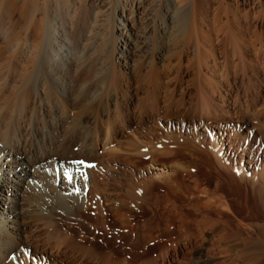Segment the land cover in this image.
I'll list each match as a JSON object with an SVG mask.
<instances>
[{
    "label": "bare ground",
    "instance_id": "bare-ground-1",
    "mask_svg": "<svg viewBox=\"0 0 264 264\" xmlns=\"http://www.w3.org/2000/svg\"><path fill=\"white\" fill-rule=\"evenodd\" d=\"M78 1L81 2L80 0H0V45H4L0 47V58L4 56L6 58L7 55L4 54L8 53L9 55L11 47L15 54V62L13 65L10 64L12 62L9 63L10 73L9 70H6L9 74L7 73L6 77L2 78L1 75L6 68H3V72L0 71V264H26L25 255L27 254L39 255L38 259L43 260L41 264L56 260L54 258L56 256L53 257L51 253L31 245L25 213H34V211L22 207L20 202L27 192L41 183V180L37 179L34 174L38 173L37 165L41 163L42 159L29 158L19 147L11 145L7 132L9 129L16 131L19 128L24 114L20 108L23 101L31 100L34 104L41 96L47 94L50 87L54 88L55 83V86L58 85V89L64 87L59 85L62 66L58 61L59 58L57 59V52L55 53L53 50L55 46L58 47V51L62 50L58 42L67 43V46H70L68 48L72 47L74 56L71 58V62L75 64L80 59L81 65H85L80 81L76 80L79 85L77 84L75 104L81 107L80 110L83 109L85 103L89 102L99 108L104 95L108 100H125L128 93L131 92L133 84H136L134 85L135 90L142 88L146 91V98H142V101L136 103L137 106L133 110L124 109L121 107L123 104H116L118 107L115 110L117 120L112 123H110L109 114L107 120L102 122L103 119L101 120L97 111L93 110L94 114L89 115V119L92 124L94 123V129L98 135L105 134L106 127L110 124L114 131L112 132L113 136L124 132L123 122L129 123L131 116L136 117V126L139 128L145 126L143 120L152 121L158 116L160 117L161 114L163 117L176 119L177 122L174 123L176 126H172V133L182 125V119L190 117L192 113L196 115V112L200 111L199 108L202 109L201 111H205V116L207 115L211 120H225L232 116L225 109L229 107L231 98L232 103L229 105L234 110L232 117H240L244 114L243 105H251L249 102L257 97V83L262 81L258 79L260 76H264V0H216L224 11L225 23L222 27L218 26V31H216L218 33L220 27L222 35L219 37L215 32L217 37L214 36L213 39H211L213 33L210 34L209 30L205 32L204 27L198 22L199 19H196L200 18L196 10L198 5L196 0L193 3L191 0V4L187 3L191 6L184 4L186 6L181 7L179 4L182 0L180 2L178 0H90L92 2L90 10L87 11L81 5V12H78L75 7ZM216 1L214 2L216 3ZM217 10V14H212L218 15L219 9ZM69 14L76 15L77 22H79L76 36L72 42L67 41L64 33L58 34ZM216 17L214 16V20ZM145 20L151 21V23L147 22L149 25L142 27ZM220 21L217 22L220 23ZM215 28L214 30H217V27ZM214 30L212 29L213 32ZM60 37H63L64 40L60 39L59 41ZM18 45H21L20 49L17 48ZM225 46L226 48L231 46L234 58L236 57L235 61L229 62L227 56L230 53L228 50L230 48L226 49ZM151 47H153L152 55ZM138 51L143 54L142 58H145L142 59V62L139 59H137L139 62L134 60ZM52 53L57 55L53 57ZM68 54L69 57L72 55L70 52ZM5 58H2L3 62L6 60ZM149 60L152 62L150 63ZM184 60L185 64H183ZM3 62L0 61V67ZM143 65L146 66L145 68L148 67L146 73L141 72ZM232 65L236 68H233L234 71L232 70L234 77L230 76L229 72ZM75 66L77 67V65ZM113 67L117 70L120 68L123 74H118L113 70ZM182 67L187 72L193 71L195 74L189 81L188 88L190 87L195 92V100H198L197 97L201 99H199V103L202 106L200 104L199 106L202 108L197 107L199 111L193 112V104L186 110L183 98L174 100L176 91L182 86ZM217 71L222 73V75L220 73L218 75L222 76L221 80L217 81L218 83L208 80L204 76L206 74L213 76ZM88 75L92 76L86 80L84 77H88ZM238 76L241 78L242 85L240 86L235 82V78L237 80ZM253 79L254 81H252ZM263 83L262 87H264ZM242 99L243 101L245 99V104L242 103ZM214 100L219 104L214 103ZM116 101H113L114 105ZM159 103L163 106L159 107ZM13 111H17V114L14 115ZM64 112L55 114L60 124L68 119L67 112ZM254 114L256 113L254 112ZM253 116L255 117V115ZM80 117L76 123L79 134L84 128L83 118ZM209 118L206 119L209 120ZM103 131L105 132L103 133ZM177 139L179 136L175 134L166 138L168 142H175L179 145ZM175 143L173 144L175 145ZM87 148L89 147L83 145L80 151L85 158L91 152ZM143 148L139 144H135L131 149H128L129 152L121 155L125 156L126 162L130 163L131 168L137 173L143 171L148 161L151 163L159 161L153 158L149 160L148 157L149 155L152 157L153 152L156 155V149L152 148L149 152H145L142 150ZM160 152L158 153L160 158L163 155L169 156H164V160H169L173 155L170 152ZM213 155L216 158L213 163H219L218 161L222 160V156L219 158V151L213 149ZM76 170L77 172H73L72 175L61 172L62 177H56L53 181L54 193L51 195L52 197L47 198V195L45 197L47 205H52L51 209L38 212L46 220V226L49 227L52 234H57L53 223L55 213L69 215L70 210L74 207L81 212L87 204V194L93 192L95 197L91 203L92 207L100 215L103 214L101 216H114L120 222L118 234L122 242L107 244V247L106 243H103L105 246L103 248H107L106 250L110 252L107 253L109 255L121 256L122 264H131L130 257L132 256L154 251L162 255L161 264H164L162 260L170 251L181 252L184 256L193 253L197 257L194 256L195 258H191V260L182 258V263L202 264L199 260L202 250L212 251V253L215 249L217 251L222 249L220 252L228 251L230 248L233 250L234 248L231 246L233 244L230 245L231 247H222V244H219L227 237L232 236L231 238H233L235 233V236H238L239 232L244 234L239 237L243 244H248L244 249L264 251V228L260 227L254 233L238 226V224L233 225L234 222L229 216L230 212L234 214L235 212L229 206L230 204L228 205L223 197L216 195L215 199H211L208 196V190H199L200 184H195L191 191L187 189L188 191L185 190L182 193L181 190H177V184L174 186L175 183L163 182V178V180L159 178L162 180L160 182L149 176L147 179L140 178L139 183L132 179L133 181H130L132 183H129L127 187L122 188L120 184L119 189H126L124 200L116 203H110L109 199L106 201L111 204L109 209V206H104L100 200L101 182L96 173L83 164H79ZM184 173H177L175 177L177 182L179 180L184 184L186 181ZM237 185L241 186L238 182ZM89 186L91 191L88 192ZM244 192L247 201L245 202L247 205H245V211H250L251 207L248 206L250 203L254 207L250 213L251 217H260L262 208L260 209L256 203L254 204L255 201L253 202L251 195ZM92 207L88 206V210ZM98 212L97 214H99ZM214 238L218 242L215 244L216 248H214V244H211V242L214 243ZM237 249L235 248L234 251ZM43 255H50L53 259L49 256L46 259ZM105 258L108 259V257ZM93 260L95 259L93 258ZM109 260L113 261L112 258H109L108 262Z\"/></svg>",
    "mask_w": 264,
    "mask_h": 264
},
{
    "label": "rangeland",
    "instance_id": "rangeland-1",
    "mask_svg": "<svg viewBox=\"0 0 264 264\" xmlns=\"http://www.w3.org/2000/svg\"><path fill=\"white\" fill-rule=\"evenodd\" d=\"M80 1L82 3L78 1L75 6L78 9L77 11L78 12L82 11L81 5L83 6L84 9L86 8L87 11H89L92 6L91 5L92 2L90 0H85V2L84 0H80ZM180 1L181 0H178V2ZM183 1L184 0H182V2L179 4L180 7L183 6L184 4H186L187 6H191L189 5L191 4L190 2L191 0H185L184 2ZM194 1L195 0H193L192 3ZM196 1L198 3L196 10L197 13L200 15L199 17L201 18V19L196 18L199 19L198 20L199 24H201V26L204 27L205 32L209 30L208 32H210V34L213 33L212 34L213 37L211 36V39L215 38L214 36L216 35L220 37V35H222L220 34L221 33L220 27H222L225 23L224 15H223L224 11L222 7H219L216 0H210V1L201 0L199 2L198 0ZM214 1H216V3ZM216 8L219 9L218 15H213V14H217ZM207 16L209 18H212L211 19L212 21ZM214 16L215 17L217 16L218 18L216 17V19L214 20ZM68 17L65 19L61 29L59 28L60 30L58 31V34L64 33L65 37L68 39L67 41L72 42L74 41V37L76 36L79 27L78 25L79 22H77L76 15L69 14ZM216 20L218 22L220 20L221 21L220 23H218ZM144 22H143L144 24L141 25L142 27H147L151 23V21L148 20L147 21L145 20ZM212 22L213 24H211ZM218 26H220L219 27L220 31L217 33L216 31H218ZM215 27H217V30H214L216 29ZM212 29L214 30V32L212 31ZM60 39H63V37H60L59 41ZM55 41L58 42V40ZM58 43L60 47H62V50L60 49V51H58V47L55 46L53 50L55 53L57 52L58 55L55 53H52V55L53 57L57 55V59L59 58L58 61L62 66V73L59 75V81H60L59 85L64 87L62 88L60 87V89H58L57 88L58 85L55 86L56 84L55 83L54 88L50 87V89L47 90L48 91L47 94L41 96L39 100H36L34 102V104L33 102H31V100L23 101L21 103L22 107L20 106V108L22 110V114L23 113L24 114L22 115L23 120L19 125V128L16 131L9 129V131L7 132L8 141L12 143L11 145H15L19 147L23 151V153L29 158L35 159L37 157L38 159L39 158L42 159L41 163L37 165L38 173L34 174V176L37 177V179L41 180V183L37 185V187L32 189L34 191L30 190L29 192H27L23 196L22 201L20 200V197H18V200H20L22 207L34 211V213L33 212L25 213L26 216L25 220H26V225L28 227L27 228L28 236L30 238L29 240L31 242V245L34 248L51 253L53 257L56 256L54 257L56 260H54L53 257L52 258L50 257V255L47 256L43 255L44 258L46 259L48 256L51 259H53L52 262L49 261L47 264H101V263L104 264L105 261L108 262L109 258L113 259L112 262H110L109 260L108 262L109 264H122L121 256L112 255V254L109 255L107 253L110 252L106 250L107 248H103L105 247L103 243H106V247H107L108 246L107 244L109 245L112 243L120 244L122 242L118 234L119 232L118 225L120 222H118L114 216H107V215L101 216L103 214L100 215V213L92 207L91 203L93 202L92 200L95 197L93 192L87 194L86 196L87 204L84 206V209H82L81 212L74 207V209L70 210L69 215L60 212L55 213V218H53L54 219L53 223H54V228L57 231L56 235L55 233L53 234L51 233L52 231L48 229L49 228L48 226H46L47 224L46 220H44L39 215V213L51 209L50 207L52 205L50 206L47 205V199L45 197L47 196H48L47 198L52 197L51 195H53L54 193L53 181H55L56 177L61 178L62 177L61 172L70 175H72L73 172L76 173L77 172L76 169L79 164H83L89 167V169H92L96 173L98 180H100L101 182L99 187L100 200L102 203H104L103 204L104 206L106 207L109 206V209L111 205L109 204V202L116 203L118 201L124 200L123 198L126 189H119L120 184L123 188L125 186L127 187L129 183H132L130 182L132 179H135L136 180L135 182L139 183L140 178L147 179L149 176L150 177L152 176L153 179L155 178V180H159L160 182L164 179L163 182H169L172 184L175 183L174 186H176L177 184L176 188L179 191L181 190V192L187 189L191 191L192 188L195 186V184H200L199 190L200 189L208 190L209 194H211V195L208 194V196L211 199H215L214 197L216 195L219 197H223L226 203H228V205L230 204L229 206H231L232 210L235 212V214L230 212V216H229L232 222H234L233 225L238 224V226H241L242 228H246L254 233L257 232L256 230L258 228L260 227L264 228V117H263L264 87H262V83L264 82L263 81L264 76L263 77L260 76L258 79L262 81L257 83L258 86L256 93L257 97H255V99H252L249 102L251 104L249 105L250 107L248 105L247 106L243 105L242 110L244 114L241 115L242 117L241 116L232 117L234 114L233 112L234 110L232 106L229 105L230 103H232V98H231L229 100L230 103L228 104L229 107L225 109L232 116L227 117V119L225 120L219 121L215 119L211 120L209 117H207V115L205 116L204 113L206 112L201 111L202 109L199 108L202 106L201 103H199L201 100L200 97H197L198 100H195L196 99V98L194 99L195 92L192 89H190V87L188 88V85L190 84L189 81L191 80L192 77L195 76V74L193 73V71H190V73L189 71L187 72L184 66L182 67L183 69L182 86L178 88V90L176 91L174 95V100L177 101L183 98L185 102V109L188 110V108L191 107V104H193L194 107L192 108L193 112L200 110L198 112L199 114L197 112L196 115L192 113L190 117H186L185 119H182L181 120L182 125L174 133H172L173 132L172 126H176L174 123H176L177 120L168 117L167 118L163 117L161 114L160 117L158 116L152 121L146 122L145 120H143L145 122V126L141 128L136 126V120H135L136 117L133 118V116H131L129 123L125 124L123 122L124 132H121L113 136L112 132L114 131L113 129H111L112 125L110 124L108 127H106L105 130L106 132L103 131V133L105 132V134L98 135L96 133V130L94 129V123L92 124L90 122L91 120L89 119V115L92 116L94 114L93 110L97 111L101 120L103 119L102 122L107 120L109 114V120L110 123H112L115 120H117L115 114V110L117 107L116 104L117 105H119V103L121 105L123 104L121 107H123L124 109L133 110V108L137 106L139 101H142L144 98H146L147 95L145 94L146 91L142 88L139 90L137 89L138 91L135 90L134 85L136 84H133L131 86L133 88H131V92L128 93V97L125 100L124 99H119L118 101L108 100V98L104 95L101 98L102 102H100L101 106H99V108L96 107V105H94L93 103L89 102L83 105L84 110L83 109L80 110L81 107L75 104V97L79 85L76 80L80 81L81 79L80 77L82 75L81 73L85 69L84 68L85 65L84 66L81 65L80 59H78L79 60L77 61L78 63L74 64V62H71L72 60L71 58L74 56L72 47L68 48L70 46H67L68 45L67 43L66 44L60 42ZM1 46L2 44L0 45V47ZM18 46L17 48L20 49L21 45ZM228 46L227 48H230L228 49L230 53H228L229 55L227 56L228 59L230 60L229 62L235 61L236 57L234 58L233 52L231 51L232 48L231 46L230 47ZM151 49L152 50H150V53L153 51V47H151ZM68 52L72 54L70 55V57ZM11 53H13L12 47L9 55L8 53L4 54L7 55L6 58L5 56L0 58L1 59L0 61L2 62L4 58L6 60L9 58L7 60L8 65L7 63H5L6 60H4V62L2 63L3 66L1 64L2 68L0 67L1 68L0 71L3 72V68L4 69L6 68L3 73L1 72L2 78L6 77L7 73L8 72L10 73L11 71L9 63L12 62L10 64L13 65V63L15 62L14 60L15 54L14 53L11 54ZM142 57L143 54H141L138 51L134 58L135 62H139V61L142 62L145 59V58L143 59ZM232 57L234 60L232 59ZM137 59H139V61ZM149 62L151 63L152 61L149 60ZM183 64H185V60ZM75 65H77V67ZM233 65L231 67L232 69H229V72L231 73L230 76H233L232 70L234 71V69H236L233 67ZM78 67L82 69H79ZM143 67H141L142 69L141 72L146 73L145 71L148 70V67L145 68L146 66L144 65ZM113 68H114L113 70L116 71L118 74H123L120 68L118 70L115 67ZM6 70L9 71L7 72ZM219 73L217 71V73L215 72L214 73L215 75L213 74V76L207 74L204 76H206L208 80H211L216 83L218 80H221L222 78V76H218L220 74L222 75V73L220 74ZM92 75H88V77L87 76L85 77L83 76V77L87 80V78L88 79L91 78ZM240 80L241 78H239V76L237 80L235 78V82L236 84L239 83L238 84L239 86L242 85ZM252 81H254V79ZM253 100H255L254 103L256 104L253 103ZM113 101L114 102L116 101L115 105ZM214 101H215L214 103L219 104L218 101L217 102L216 100ZM244 101L242 99L243 104H245ZM199 104L201 106H199ZM160 106L162 107L163 105L159 103V107ZM197 107L199 108V110H197L198 109ZM260 109L261 110L263 109L262 110L263 113L262 112L259 113V111H261ZM62 111H65L64 113L67 112L66 115L68 116V119L66 122H63V124H60L57 121V117L55 114L60 113ZM254 112L256 114H254ZM13 113L14 115H16L17 111H13ZM253 115H255L256 118ZM80 116H82L83 118L82 120H83L84 128L81 130L79 134L77 133L79 130L76 127V123L78 122V119L81 118ZM206 118H209V120ZM172 134L179 136V139L176 140L179 143V145L175 142H168L166 140V138L170 137ZM83 139L85 142L83 141ZM173 143H175V145ZM135 144H139L141 147H144L142 150H146L145 152L147 151L149 152L150 149L152 150V148L156 149L157 156L154 155L155 152H153L152 157H150L149 154L148 157L149 160H151V158H153L154 160L155 159L159 160L155 162L152 160L153 161L152 163L148 161L143 171L140 173L139 172L137 173L135 170L131 168L130 163L126 162L125 156H121L124 153L129 152L128 149H131ZM83 145L89 147L87 149L91 151L89 155H87L88 157L86 158L82 155V153H80ZM213 149L219 151L220 154L219 158H221L222 156V160L218 161L219 163L217 162L213 163L216 159L213 155ZM160 151L170 152L173 155L171 156L170 154L171 158L169 160H164L163 157L164 156L167 157L168 155L167 156L163 155L160 158V154L158 155V153H161ZM41 173L42 174L44 173L43 174L44 178ZM177 173L180 174L184 173V175H186V181L184 182V184L181 183V181L179 180L177 182V179H175ZM159 178L160 179L163 178V179L160 180ZM59 181L61 182V179H59ZM237 182L238 184H241V186L240 185L238 186ZM48 190L52 192H49ZM87 190L88 192L91 191L90 186L88 187ZM244 191H246L249 195L252 196L253 202L255 201L254 204L256 203V205L259 206L260 209L262 208L261 209L262 211L259 208H257L262 213L260 217H256V218L251 217L250 213L254 207L250 203L248 205L251 207V209H249L250 211L248 210L245 211L246 209L245 207L247 206L245 202L247 201L245 200ZM107 200L109 201L108 203H106ZM88 206L92 208L88 210ZM97 212L99 214H97ZM102 229H104L105 231ZM115 232L117 233L116 235ZM235 234L233 235V238H231L232 236L227 237L219 245L222 244V247L232 246V248L234 249L240 247L239 249L235 251L234 249L232 250L231 248L228 251L225 250L224 252L226 255L224 254L223 251L220 252V250L222 249H218V251L215 249L213 250V253L212 251L202 250L201 257L199 259L200 262L202 264H260V263L264 264V251L259 252V250L257 251L251 249L249 251L247 249H244V247H247L248 244H243V242L239 238L244 236V234L242 235L240 234V232L238 236L237 235L235 236ZM235 239H237L238 241L237 240L235 241ZM213 241L214 243L211 242V244H214V248H216L215 244H217L218 242L216 241L215 238ZM239 242L241 245L239 244ZM154 252H148L142 255L132 256L130 257L131 258L130 262L132 261L131 264H141L143 261L144 262L142 264H153V263L161 264L162 262L160 260L162 258V255L157 251ZM175 252L170 251L164 257L165 259L162 260L164 261V264H180V263L185 264L182 263V258L191 260V258H195L194 256L197 257V255H194L193 253H191L188 256L186 255L184 256L181 252L179 253L176 252V254ZM38 257L40 258L39 255L37 256H32V254L25 255V260L27 262L26 264L43 263V260L38 259ZM105 257H108V259ZM93 258L95 260H93ZM102 260L103 262H101ZM21 261L24 260L21 259Z\"/></svg>",
    "mask_w": 264,
    "mask_h": 264
},
{
    "label": "snow or ice",
    "instance_id": "snow-or-ice-1",
    "mask_svg": "<svg viewBox=\"0 0 264 264\" xmlns=\"http://www.w3.org/2000/svg\"><path fill=\"white\" fill-rule=\"evenodd\" d=\"M146 151V150H145ZM81 163H83V162H81ZM70 179V178H69Z\"/></svg>",
    "mask_w": 264,
    "mask_h": 264
}]
</instances>
